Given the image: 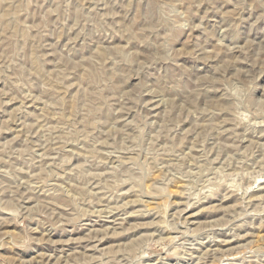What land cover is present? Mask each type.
Here are the masks:
<instances>
[{"label":"rangeland","instance_id":"rangeland-1","mask_svg":"<svg viewBox=\"0 0 264 264\" xmlns=\"http://www.w3.org/2000/svg\"><path fill=\"white\" fill-rule=\"evenodd\" d=\"M0 264H264V0H0Z\"/></svg>","mask_w":264,"mask_h":264},{"label":"bare ground","instance_id":"bare-ground-1","mask_svg":"<svg viewBox=\"0 0 264 264\" xmlns=\"http://www.w3.org/2000/svg\"><path fill=\"white\" fill-rule=\"evenodd\" d=\"M262 190V189H261ZM200 260V259H199Z\"/></svg>","mask_w":264,"mask_h":264}]
</instances>
